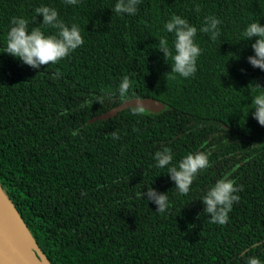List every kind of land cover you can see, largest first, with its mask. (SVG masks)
Returning a JSON list of instances; mask_svg holds the SVG:
<instances>
[{"label": "trees", "instance_id": "obj_1", "mask_svg": "<svg viewBox=\"0 0 264 264\" xmlns=\"http://www.w3.org/2000/svg\"><path fill=\"white\" fill-rule=\"evenodd\" d=\"M114 2L0 0V50L13 17L40 26L41 4L77 24L84 41L39 70L0 54L1 187L51 264H246L253 255L264 264V127L251 116L264 72L247 64L251 42L241 36L251 21L264 24V0H141L131 16L112 12ZM173 14L198 29L202 51L189 78L157 50L166 38L171 51L163 24ZM209 15L222 22L215 41L199 31ZM123 76L125 98L115 92ZM137 96L166 107H127L84 124ZM164 147L173 164L209 153L187 195L155 167ZM221 178L239 189L223 225L199 201ZM149 184L167 192L165 212L141 197Z\"/></svg>", "mask_w": 264, "mask_h": 264}, {"label": "clouds", "instance_id": "obj_2", "mask_svg": "<svg viewBox=\"0 0 264 264\" xmlns=\"http://www.w3.org/2000/svg\"><path fill=\"white\" fill-rule=\"evenodd\" d=\"M141 0H115L111 11L118 16L122 14L133 15L136 13ZM67 5H76L79 0H64ZM36 17L40 18V26L29 29L28 21L23 17H13L10 27L5 36V43L0 50V54L11 56L21 64L31 69L39 70L42 65L56 64L59 60L67 57L72 51L83 44V37L77 24H66L59 18L55 7L41 4L35 8ZM221 20L214 15L204 18V23L199 28L200 32L207 33L210 41H215L220 35ZM51 27L54 33L45 34L42 29ZM163 29L174 36L171 51L166 38L158 41V51L164 58L171 56L172 73L180 77L189 78L197 71L196 61L202 49L195 42L197 27L190 24L181 15L173 14L163 24ZM241 36L243 40L250 41L252 54L246 57L247 64L252 68H258L264 72V24L253 20L243 29ZM243 71V70H241ZM259 90L258 94L251 99V116L264 127V87L254 85ZM130 88V79L123 76L115 92L125 98ZM99 99V97L97 98ZM137 105L142 104L140 97H136ZM140 111L139 107L132 109L133 114ZM113 138H118V134L113 132ZM209 153L205 151L189 152L175 164L173 153L168 147L157 150L153 154L155 167L165 169L167 177L173 182V186L180 195H187L190 187L197 176V173L209 166ZM238 187L234 180L228 178L218 179L200 197L203 209L210 223L223 225L228 221V213L232 205L239 199ZM141 197L148 203L155 205V211L163 213L169 206L167 192H160L150 186L140 193ZM246 264H262L257 256H249Z\"/></svg>", "mask_w": 264, "mask_h": 264}, {"label": "water", "instance_id": "obj_3", "mask_svg": "<svg viewBox=\"0 0 264 264\" xmlns=\"http://www.w3.org/2000/svg\"><path fill=\"white\" fill-rule=\"evenodd\" d=\"M142 104L137 105L136 97L124 99L118 105L98 114L87 121L84 124L93 122L98 119H105L115 115L118 111L127 107H139L144 110H150L153 112H158L165 109L166 104L158 101L156 99L144 97L141 98ZM0 197L3 198L4 203L2 205L3 209L7 211L11 218H13L20 228L24 231L30 238V246H24L13 241L12 237L8 235L4 221L0 216V264H51L42 250L39 248L34 238L32 237L30 231L25 225L24 221L20 217L18 211L16 210L14 204L6 195L4 189L0 185Z\"/></svg>", "mask_w": 264, "mask_h": 264}, {"label": "bare ground", "instance_id": "obj_4", "mask_svg": "<svg viewBox=\"0 0 264 264\" xmlns=\"http://www.w3.org/2000/svg\"><path fill=\"white\" fill-rule=\"evenodd\" d=\"M5 204L3 198L0 197V216L2 217V221L6 226V230L8 235L12 237L13 241L24 245L30 246V238L23 228H20L16 221L11 218V215L3 209L2 205Z\"/></svg>", "mask_w": 264, "mask_h": 264}]
</instances>
